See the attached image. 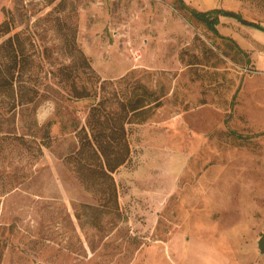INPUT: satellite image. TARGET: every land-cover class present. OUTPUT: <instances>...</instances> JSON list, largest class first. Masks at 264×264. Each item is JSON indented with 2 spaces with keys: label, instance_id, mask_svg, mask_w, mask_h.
Returning <instances> with one entry per match:
<instances>
[{
  "label": "rangeland",
  "instance_id": "374dc122",
  "mask_svg": "<svg viewBox=\"0 0 264 264\" xmlns=\"http://www.w3.org/2000/svg\"><path fill=\"white\" fill-rule=\"evenodd\" d=\"M185 2L224 9L218 32L250 56H225L176 0H0L42 81L15 110L0 96V264H264V0ZM78 48L102 78L165 93L115 173L123 216L101 230L78 219L97 201L65 161L91 99L53 75Z\"/></svg>",
  "mask_w": 264,
  "mask_h": 264
},
{
  "label": "trees",
  "instance_id": "16d2710c",
  "mask_svg": "<svg viewBox=\"0 0 264 264\" xmlns=\"http://www.w3.org/2000/svg\"><path fill=\"white\" fill-rule=\"evenodd\" d=\"M176 1L213 33L214 46H220L218 37L223 39L225 56L231 55L232 51L235 54L231 59L236 54L250 56L233 38L218 32L217 24L220 15L225 13L224 9L201 11L188 6L185 0ZM13 30L14 24L9 18L0 21V96L10 110L34 102L42 82L41 69L34 62V52L28 51L21 33H12ZM72 39L74 44L75 37ZM207 48L215 53L213 46ZM80 66H84L94 80L79 83ZM53 75L59 81L66 82L73 97L91 99L87 119L76 131L78 145L65 156V161L97 201L81 204L78 219L101 230L106 216L115 219L123 216L115 173L131 160V134L164 104L165 93L162 89L151 88L145 82L131 80L129 74L118 78L116 82L102 78L80 48L78 57ZM201 103H206L205 98H202ZM236 135L246 138L242 134Z\"/></svg>",
  "mask_w": 264,
  "mask_h": 264
},
{
  "label": "crops",
  "instance_id": "0c3cea01",
  "mask_svg": "<svg viewBox=\"0 0 264 264\" xmlns=\"http://www.w3.org/2000/svg\"><path fill=\"white\" fill-rule=\"evenodd\" d=\"M254 35H256L257 38H255V39H257V41H260V40L258 39L259 37H260L261 41L263 40L261 36H257V34H254ZM261 41H260V45L262 46V49H261V50L258 49V51H257V53H258V54H257V55H258L257 58H258V59H261L262 57H264V42H263V41L261 42ZM242 49H243V48H242ZM245 49L252 50L251 47H249V46L245 47ZM248 50H246V51L249 52ZM249 53H250V52H249ZM260 57H261V58H260ZM259 239H260V238H259Z\"/></svg>",
  "mask_w": 264,
  "mask_h": 264
},
{
  "label": "water",
  "instance_id": "95a60500",
  "mask_svg": "<svg viewBox=\"0 0 264 264\" xmlns=\"http://www.w3.org/2000/svg\"><path fill=\"white\" fill-rule=\"evenodd\" d=\"M259 27L264 29V27H262V26H259ZM259 247H260L261 252H264V232L262 233V235L259 239Z\"/></svg>",
  "mask_w": 264,
  "mask_h": 264
}]
</instances>
